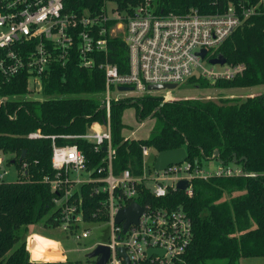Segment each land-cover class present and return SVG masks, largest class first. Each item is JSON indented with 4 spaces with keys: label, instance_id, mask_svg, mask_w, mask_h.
<instances>
[{
    "label": "trees",
    "instance_id": "1",
    "mask_svg": "<svg viewBox=\"0 0 264 264\" xmlns=\"http://www.w3.org/2000/svg\"><path fill=\"white\" fill-rule=\"evenodd\" d=\"M143 1L157 13L176 15L192 9L200 14L219 12L232 0H69V5L75 11L98 12L103 3H110L123 11ZM215 51L226 64L243 67L241 73L212 85L193 79L190 86L227 90L264 85V17L248 18ZM104 60L115 65L120 74L127 73V54L120 37L107 39L105 55H98L97 63ZM103 81V72L95 65L77 67L74 59L61 68L52 67L42 79L45 99L10 101L8 97L25 94V77L22 74L10 82L0 79V157L17 173L13 182L0 180V264H63L31 262L25 235L34 225L49 230L59 224V209L52 200L62 196L64 189L53 192L48 181L56 176L62 181L63 177L50 166L52 141L58 146H76L84 156L86 170L104 165L101 149L94 151L92 144L82 139L60 138L80 136L91 124L106 123L100 100L79 96L101 93ZM109 104L112 175L127 170L130 176L144 179L150 170L140 153L142 147L153 153L152 160L159 152L183 148L191 170L204 159L216 160L221 166L232 163L242 173L229 178H191L187 180L189 194L169 190L159 198H154L143 182L135 184L134 200L141 207L179 208L189 218L191 239L174 264H238L239 259L264 258V92L243 100L163 101L145 95ZM129 106L134 107L137 120H152L146 139L122 136L121 114ZM92 187L90 183L79 185L67 201L78 199L82 220L99 225L106 222L104 196L94 194ZM37 243L35 239L32 252Z\"/></svg>",
    "mask_w": 264,
    "mask_h": 264
},
{
    "label": "built area",
    "instance_id": "2",
    "mask_svg": "<svg viewBox=\"0 0 264 264\" xmlns=\"http://www.w3.org/2000/svg\"><path fill=\"white\" fill-rule=\"evenodd\" d=\"M70 6L69 0H0L2 81L10 82L23 74L24 95H40L42 99L37 101H41L45 99L41 93L42 79L52 67L61 68L75 59L77 67L89 69L95 65L104 75V89L100 93L103 96L99 100L106 123H93L80 136H60L61 139H82L92 144L94 151L101 149L105 154L101 160L104 165L86 170L84 156L76 146L51 143L50 166L63 177L62 181L57 176L48 181L51 191L64 189L62 196L52 200L53 206L59 209V228L64 233H74L79 226L86 224L82 220L79 200L68 202L67 199L79 185L90 183L94 194L104 196L105 223L110 225L107 241L99 243L108 250L105 264H124L117 254L118 248L123 250L127 264H174L191 239L189 218L179 208L141 207L134 200L137 196L135 184L143 182L149 193L159 198L167 191L175 190V183L181 179L187 182L191 178H229L242 173L239 168L221 166L218 161L214 171L205 172L199 167L191 170L185 160L179 166H168L164 172L153 170L152 178L149 174L144 179L133 177L127 170L112 175V148L107 121L109 103L127 98V93L119 91V87H132L136 97H139L151 95L148 85H172L177 88L180 84L190 85L189 81L193 79L213 82L240 74L243 67L239 65L226 62L222 66L209 65L208 61L217 56L216 48L248 18L264 17V0L227 1L219 12L209 14H200L194 9L176 15L157 13L148 1L123 11L116 10L114 5L106 11V3L98 12L86 9L75 11ZM114 37L122 39L127 54V73L124 74H120L115 65L106 60L97 63L98 55H105L107 39ZM201 50L205 52L202 59L199 56ZM203 63L210 68H205ZM212 66L219 70H214ZM114 92L123 94L112 96ZM30 136L36 137L37 134ZM147 151V148H141L144 161ZM2 162L0 158V165ZM3 175L4 171L0 172V180ZM147 179L152 182V188L145 185ZM164 181L168 183L163 184ZM185 191L189 194L188 187ZM131 202L138 204L143 211L136 225L122 234L121 224L114 225L113 219L119 209ZM87 234L88 230L83 228L76 238H85ZM149 249H157L164 254L162 257L157 254L148 257L146 252Z\"/></svg>",
    "mask_w": 264,
    "mask_h": 264
},
{
    "label": "rangeland",
    "instance_id": "3",
    "mask_svg": "<svg viewBox=\"0 0 264 264\" xmlns=\"http://www.w3.org/2000/svg\"><path fill=\"white\" fill-rule=\"evenodd\" d=\"M112 4L106 3V11L109 10V8H112ZM205 68L208 67L205 63H203ZM214 70H219L218 67L212 66ZM208 84L212 85V81H207ZM219 81V80H218ZM261 92H264V85L258 86V87H252V88H245V89H236V88H228L225 89H217L214 87L203 89V88H193L190 85L187 84H180L177 88L174 90H167L162 89L158 92H151V95L160 97L161 100H178V98H184V99H201V100H215L218 98L222 99H238L243 100L246 96H253L257 94H261ZM117 94L122 95L123 93H112V96H115ZM67 97H73L77 95H66ZM81 97L91 98V99H101L102 94H79ZM137 93L132 91L128 92L126 94V97H136ZM37 98V99H34ZM8 100H40L42 97L40 95H20V96H12L8 97ZM122 124L124 125L122 128V136L126 139L135 138V139H146L148 135L152 131V120L146 118L144 120H137L135 117V109L133 106L125 107L121 114ZM148 155L145 158L144 164L149 167V170L151 172L149 173V178L154 177L153 170L151 169L152 164V155L153 153H150V150L147 151ZM2 160H4L3 157H0ZM218 166L217 161L215 160H204L201 159L199 162V168L205 172H211L214 171V169ZM228 166L236 167L234 164L230 163ZM4 171V174L2 176V180L5 182H13L16 178V171L13 168L12 165H5L4 161L0 165V172ZM148 177V176H146ZM146 180V179H145ZM167 181H164L163 184H167ZM145 185L150 188H152V182L147 179V182H145ZM59 222V220H58ZM60 222L54 230H42L40 225H34L32 226V229L34 232H37L43 236L51 237L59 242L60 245V251L61 255L64 256V263L63 264H92V259H86V253L89 251L87 248L92 246L93 244H99L104 243L107 241L109 232H110V225L108 223H102L99 225L93 224V223H86L82 226H79L78 230H76L74 233H64L61 231ZM86 228L88 230V234L85 238L77 239L76 235L80 234L82 229ZM30 228V231H32ZM38 242L41 244L45 243L46 241H43L42 239L35 238ZM46 244H50L49 242H46ZM35 252V251H34ZM52 261V260H51ZM238 264H264V258H250V259H239Z\"/></svg>",
    "mask_w": 264,
    "mask_h": 264
},
{
    "label": "water",
    "instance_id": "4",
    "mask_svg": "<svg viewBox=\"0 0 264 264\" xmlns=\"http://www.w3.org/2000/svg\"><path fill=\"white\" fill-rule=\"evenodd\" d=\"M204 55L205 52L201 50L199 53L200 58L202 59ZM224 63L225 60L221 55H217L216 57L208 61L209 65L222 66ZM147 89L152 92L153 91L158 92L161 91L162 89L174 90L175 86L148 85ZM118 90L128 93V92H132L133 88L119 87ZM100 108L103 109V106H100ZM21 154H23V152ZM217 154H218L217 151L213 152V156H216ZM185 160H186V153L184 152L183 148L159 152L152 162L151 169L154 170L155 172H164L165 168H167L168 166H179ZM174 186H175V190L178 191L181 190L183 191L188 187L187 182L183 179L177 181ZM142 211H143L142 208L138 204L131 202L129 206L119 209L116 212L115 217L113 219L114 225L121 224V233L124 234L130 226L136 225L137 218L142 213ZM146 253L148 257H150L151 254H157L158 256L162 257L164 254V252L157 249H149L147 250ZM117 254H119V256L122 258L124 264H127V258L125 254H123V250L121 248L117 249ZM85 255H86V259L93 260L92 264H105V261L108 259L109 254L107 248L99 244V245H95Z\"/></svg>",
    "mask_w": 264,
    "mask_h": 264
},
{
    "label": "crops",
    "instance_id": "5",
    "mask_svg": "<svg viewBox=\"0 0 264 264\" xmlns=\"http://www.w3.org/2000/svg\"><path fill=\"white\" fill-rule=\"evenodd\" d=\"M41 229L45 230L42 227H41ZM51 230H54V229H51ZM35 238L42 239L43 241L49 242L50 244H46V242L43 244L37 243L36 244L37 246L35 247V249L32 252V248L34 245ZM25 240H26V251H27V254L29 256V260L31 262H33V261H35V262H50L52 260V261H58V262L64 263L63 261L65 259H64V256L60 254L61 249H60L59 242L56 241L55 239L51 238L50 236L46 237V236H43L37 232H34L33 229H32V231H30V229H28V231L25 235ZM34 253H35V255H34ZM34 257H37V258H34Z\"/></svg>",
    "mask_w": 264,
    "mask_h": 264
}]
</instances>
